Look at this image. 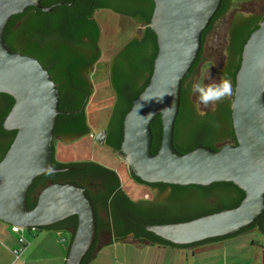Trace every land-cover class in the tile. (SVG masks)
<instances>
[{"label":"water","instance_id":"obj_1","mask_svg":"<svg viewBox=\"0 0 264 264\" xmlns=\"http://www.w3.org/2000/svg\"><path fill=\"white\" fill-rule=\"evenodd\" d=\"M153 2L148 26L156 35L157 54L149 82L124 116L120 144L124 155L121 158L127 170L144 182L207 186L216 181H231L245 192L235 207L185 221L144 224L146 230L177 245L231 235L264 212V18L244 43L235 75L231 120L236 143L228 142L218 149L198 144L181 153L174 148L173 131L182 81L200 52L202 31L210 23L221 0ZM54 5L43 6L40 0H0V92L14 99L3 126L7 130H16L0 159V220L27 229L76 215V227L64 253L63 264H80L96 237L95 210L86 189L76 182H53L40 190L32 208L26 205L28 188L37 176L71 168L57 167L51 162L53 130L57 116L63 112L59 108L58 89L48 69L37 58L12 51L3 36L12 15L23 12L28 6L49 12ZM139 30L140 25L136 26L132 36H138ZM207 66L218 70L213 81L220 79L221 63L211 59L200 61L189 78L191 83L195 73ZM92 69L93 65L90 73ZM192 104L198 113L212 110L217 103L210 108ZM157 114L161 115L162 132L160 146L153 154L150 123ZM55 139L68 144L79 138ZM244 233L264 244V234L260 231ZM107 239V234H100L95 255L111 242ZM122 242L139 248L161 246L139 244L138 241Z\"/></svg>","mask_w":264,"mask_h":264},{"label":"trees","instance_id":"obj_2","mask_svg":"<svg viewBox=\"0 0 264 264\" xmlns=\"http://www.w3.org/2000/svg\"><path fill=\"white\" fill-rule=\"evenodd\" d=\"M63 4H57L58 2ZM232 0H221L220 6L213 15L208 26L202 31L201 49L193 65L183 78L180 93L179 111L174 123L173 145L181 153L191 150L198 144L218 149L228 142L236 143L232 120L231 100L226 98L218 102L215 107L200 116L191 102V81L196 66L201 61L202 50L207 34L214 22L225 16L231 10ZM43 6L55 4L51 11H42L34 6H28L23 12L10 17L4 29V40L12 51L29 54L37 58L49 71L51 78L59 92V108L63 112L57 116L51 142V162L54 166H69L70 169L59 172H44L37 176L30 184L26 205L32 208L38 193L46 185L53 182H76L83 186L92 200L96 215V233L100 227H106L107 232L117 237H125L129 233L125 225L121 231L115 228L121 226L118 210L114 204L116 195H125L121 187L118 173L94 160L60 161L55 157V138L72 135H86L90 133L87 122L85 95L92 93L90 77L78 78V74L87 61L83 58L86 46L99 48L96 54H90L91 64L100 55L99 39L101 26L95 12L97 9L109 8L120 15L141 25L138 36H132L112 55L109 84L114 93L108 122L106 124V145L113 152L120 151L123 138V119L130 109L133 100L149 82L154 58L157 54V40L154 31L148 26L153 11V0H40ZM70 3V4H67ZM99 11V10H98ZM264 18V10L260 13L232 15L227 31V58L222 70L231 80L234 87L235 75L241 61V52L250 33L256 29ZM88 101V100H87ZM14 99L11 95L0 92V159L9 148L16 130H7L3 126L5 116L10 111ZM152 132L151 152L155 154L160 146L162 122L157 114L150 123ZM132 177L150 187L185 188L196 190L201 198V211L192 218L165 219L158 214L163 203L157 204L155 210L150 209L147 219L138 217L137 226L141 231H135L133 238L142 240L143 233L150 239V244L171 247H188L207 242L223 240L248 230H258L264 234V212L254 222L239 231L227 235L209 238L191 244H173L162 239L141 226L147 223L179 222L217 212L225 208L237 206L243 199L245 192L231 181H216L210 185L200 184H172L165 182H144L132 173ZM129 218V217H128ZM73 221L71 237L76 227V215L69 216L58 222L34 227L38 229L63 228V223ZM67 226V225H66ZM68 227V226H67ZM59 228V229H58ZM29 229H31L29 227ZM117 232H116V231ZM95 242L87 251L80 264H89L95 258Z\"/></svg>","mask_w":264,"mask_h":264},{"label":"rangeland","instance_id":"obj_3","mask_svg":"<svg viewBox=\"0 0 264 264\" xmlns=\"http://www.w3.org/2000/svg\"><path fill=\"white\" fill-rule=\"evenodd\" d=\"M263 9L264 0H232L229 13L217 19L207 34L201 61L217 59L223 70L227 58V31L232 15L235 12L260 13ZM95 17L101 26L99 39L101 55L94 62L92 72L89 74L93 91L85 111L91 133L68 144L55 139V157L60 161L94 160L113 168L119 175L124 191L132 198L140 197L143 195L144 188L131 180L125 162L110 147L93 140L91 135L105 127L114 101V93L108 83L109 59L132 37L136 25L127 17L106 10L96 11ZM217 73L218 70L214 67H203L195 73L193 82L200 79L202 75L205 83L214 82L213 78ZM191 101L199 105L197 95L193 91H191ZM211 106L210 104L205 107ZM145 192H147L146 189ZM249 238L253 237L249 233H244L236 239L238 241H228L227 245L222 241L210 247H195V253L186 249L163 246L139 248L122 241H113L103 246L90 264H245L249 252L247 253L240 243Z\"/></svg>","mask_w":264,"mask_h":264},{"label":"flooded vegetation","instance_id":"obj_4","mask_svg":"<svg viewBox=\"0 0 264 264\" xmlns=\"http://www.w3.org/2000/svg\"><path fill=\"white\" fill-rule=\"evenodd\" d=\"M98 10L99 11L100 10H106V11H109L113 14L122 16L119 13H116L115 11H113L112 9H109V8L97 9L96 11H98ZM138 25L139 24H136V26H138ZM140 30H141V25H140ZM97 46L96 45L94 47L86 46V48L83 50V53H82L83 58L87 61V65L84 66V68L80 70V72L78 74V78H85V79L89 78V73H90V70L92 67L91 60H90L91 59L90 54L91 53L96 54L98 52L99 48ZM111 59H112V56L110 57L109 62H108V67H107L108 76L111 74L110 68H109L110 64H111ZM89 96L90 95L88 93H86L84 105L87 104V102H88L87 100H88ZM105 127H106V125H105ZM105 127H103L98 132L91 134L93 136V140H95L97 143H100L103 145H106L105 142H106V138H107V132H106ZM72 136L80 138L84 135L78 136L76 134V135H72ZM53 140H54V137H53ZM114 153H116L120 158L121 157L123 158L124 154H122L121 151L114 152ZM122 161H124V160L122 159ZM128 174L134 183H136V184H138L144 188L143 195L140 197L132 198L125 192L126 196L125 195L121 196L120 194H118L114 198V204L118 210L117 215L120 217L119 220L121 222V226H117L115 229L117 231H121L123 229L122 225H125L126 229H129V233L125 237H117V236H114V234L107 232L106 227H104V228L100 227L99 232L96 233V237L94 239V242H95L94 245L97 244V240H98L100 234H102V233L108 235L109 240L107 239V241H111L107 244H110L113 241H130V242L138 241L139 244L140 243L141 244L150 243V239L146 236V233H143V235H142L143 241H140L139 239L133 238V233L135 231H141V230H139V227L137 226L138 217H142L143 219L148 220L147 217L150 215V209L155 210L156 205L160 204V203H163V206H161L160 209L158 210L159 211L158 214L164 215L165 219L180 220V219H184V218H192L194 215H196L197 213H199L201 211V198L199 196L198 191H196V190L189 191L185 188L176 189V188H172L170 186L165 187L163 189H161L159 187H150V184L141 183V182L137 181L135 178H133L132 177L133 175L131 172H129V170H128ZM147 183H150V182H147ZM122 189H123V187H122ZM145 189L147 190V192H145ZM72 223H73V221H70V220L64 222L63 226H62L63 228H60V229L58 228L59 231L63 230V229L64 230L67 229L68 232L71 234L72 233L71 232L72 231L71 230ZM148 223L146 221H142L141 226L145 228L144 224H148ZM252 230H255V229H252ZM146 231H148V230H146ZM248 231H250V230H248Z\"/></svg>","mask_w":264,"mask_h":264},{"label":"crops","instance_id":"obj_5","mask_svg":"<svg viewBox=\"0 0 264 264\" xmlns=\"http://www.w3.org/2000/svg\"><path fill=\"white\" fill-rule=\"evenodd\" d=\"M20 236L24 238L23 243L19 241ZM239 237L241 234L202 246L210 247L222 241L227 245L228 241H238L236 239ZM70 238L71 234L67 229L47 231L37 228L15 232L10 224L0 220V264H63V256ZM240 245L249 252L245 264H264V244L249 238L243 240ZM182 249L195 253V247Z\"/></svg>","mask_w":264,"mask_h":264},{"label":"clouds","instance_id":"obj_6","mask_svg":"<svg viewBox=\"0 0 264 264\" xmlns=\"http://www.w3.org/2000/svg\"><path fill=\"white\" fill-rule=\"evenodd\" d=\"M191 90L197 95L199 104L204 106L215 105L231 97L234 92L232 82L226 74H222L218 81L210 83H205L202 75L200 79L191 84ZM198 115L205 116L206 113L198 111Z\"/></svg>","mask_w":264,"mask_h":264},{"label":"built area","instance_id":"obj_7","mask_svg":"<svg viewBox=\"0 0 264 264\" xmlns=\"http://www.w3.org/2000/svg\"><path fill=\"white\" fill-rule=\"evenodd\" d=\"M11 228H12V230L15 231V232L25 230V229L21 228V227L18 226V225H11ZM30 228H31V230H35L34 227H30ZM28 229H29V228H28ZM19 241L23 243V241H24L23 236H20V237H19Z\"/></svg>","mask_w":264,"mask_h":264}]
</instances>
